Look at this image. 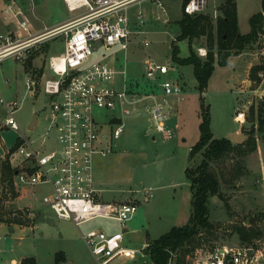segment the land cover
<instances>
[{
    "label": "rangeland",
    "instance_id": "rangeland-1",
    "mask_svg": "<svg viewBox=\"0 0 264 264\" xmlns=\"http://www.w3.org/2000/svg\"><path fill=\"white\" fill-rule=\"evenodd\" d=\"M29 1L34 3V13L40 22H53L63 17L70 19L76 14L68 11L61 0ZM161 1L166 14L149 0H141L129 6L127 15L133 25L127 48L122 49L120 45H97L92 57V60L104 59L114 65L118 71L117 85L121 84L120 77L124 72L132 90L138 94L161 95L158 85L161 80L177 81L182 87L180 99L174 95L164 97L165 125L172 131L171 138H165L162 133L152 130L150 114L141 103L137 104V111L128 115L121 114L118 108L101 109L99 114L100 121L106 124L112 123L113 116L118 117L116 122L124 124L123 133L113 141L112 152L105 156H94V171L102 201H130L139 204L137 213L127 222L128 229L124 238V244L133 248H140L142 236L153 240L171 227L188 222L191 189L185 168L188 165L194 168L201 159V152L193 159H190L189 152L200 136L202 101L208 106L214 137L222 138L233 131L230 139L233 141L235 135L244 136L240 143L243 144L253 126L248 118L254 119L256 128L257 110L264 97V71L258 73V81H252L249 75L252 66L264 64V17L260 39L251 49L236 54L243 53V57L231 58L222 66L215 65L205 92H201L193 66L177 64L171 57V42L180 33L179 20L183 14L181 6L184 0ZM260 1L240 0L242 32L250 31L249 20L259 10ZM221 2L208 0L202 13L209 14L215 21L221 14ZM2 5L3 1L0 0V8ZM138 12L143 16L141 25L137 18ZM157 13L161 15L159 19L156 18ZM164 18L168 20L164 22ZM145 41L148 45H144ZM174 42L178 46L179 56L186 57L187 39ZM200 47L206 50L205 56L200 55ZM63 49V36H58L36 44L24 62L14 57H7L0 62V92L5 100L20 103L15 118L22 132L34 140V145L47 134L50 118L49 101L41 87L42 76L33 75L32 70L38 71L40 67L47 69L48 57L61 53ZM192 50L196 56L206 59L208 49L204 35L198 40L194 39ZM246 57L252 62L248 72L245 70ZM148 59L168 64V73L155 80L149 79L145 69ZM30 76L38 80L34 90L26 86ZM162 99L161 95L159 100ZM34 116L38 122L34 130H29L28 126ZM104 129L106 133L109 130L108 127ZM255 137L256 150L249 151V145H246L240 153H230L220 161L211 163V168L219 177L221 192L226 197L228 207H225L223 200L213 196L209 211L216 238L220 236L218 244L230 243L231 230L234 226L242 225L251 233L246 240L248 246L264 253V143L257 134ZM18 141L17 132L0 129V168L6 157L9 160L7 153ZM234 166H239L236 174L233 172ZM170 182L176 183L175 189L183 197L177 218L173 215L175 206L170 205L171 198L175 197L173 188H157ZM149 187L152 188L153 196L149 201H143V192ZM48 190L47 186L21 185L14 175L10 183L0 177V215L11 222L10 226L5 222L0 223V264H16L11 262L12 258L22 260L26 257H34L36 264H55L58 252H63L65 256L60 264H98L81 233L99 228L107 232L116 231L119 226L113 221L96 218L77 228L71 221L58 218L42 203V195ZM251 217L254 220L252 223L249 222ZM109 264L153 263L149 255L142 257L137 254L134 257H119Z\"/></svg>",
    "mask_w": 264,
    "mask_h": 264
},
{
    "label": "built area",
    "instance_id": "built-area-1",
    "mask_svg": "<svg viewBox=\"0 0 264 264\" xmlns=\"http://www.w3.org/2000/svg\"><path fill=\"white\" fill-rule=\"evenodd\" d=\"M29 1V0H28ZM33 1V0H31ZM75 16L63 24L32 32V24L25 7L19 0H3L1 16L8 28L0 33V62L7 57L24 62L36 44L63 36L64 49L50 55L41 87L48 98L50 124L47 134L36 145L18 125L15 113L20 103L5 100L0 92V129L17 132L18 143L9 151V162L14 177L21 185L47 186L41 201L60 219L71 221L77 228L96 218L113 221L119 230L92 229L81 233L83 240L98 264H109L123 256L149 255L151 240L142 238L140 248L124 244L127 222L137 213L136 202L102 201L96 186L94 156L112 152L113 141L124 130L122 122L100 121L101 109H119L128 115L150 93L138 94L131 88L125 73L117 85L118 71L108 60H92L97 45L127 48L132 34L127 9L141 0H62ZM166 14L161 0H149ZM208 0H184L182 12L188 15L202 13ZM156 14V18H160ZM264 16V13H263ZM143 23L141 12L137 13ZM168 19L164 18L166 22ZM144 45H148L145 41ZM201 56L206 50L198 48ZM146 74L155 80L168 73V64L152 59L146 62ZM38 80L30 76L26 86L34 90ZM40 85V83H39ZM162 101L156 100L149 111L152 130L171 138L172 131L165 125L164 97L181 98L182 87L177 81L161 80ZM240 115V114H239ZM110 126V127H109ZM105 127L109 130L106 133ZM49 142L47 143V141ZM153 196L152 188L143 192V201ZM251 250L248 252V250ZM177 254L171 252L167 264H180ZM184 264H264V253L246 244L202 245L185 255Z\"/></svg>",
    "mask_w": 264,
    "mask_h": 264
},
{
    "label": "trees",
    "instance_id": "trees-1",
    "mask_svg": "<svg viewBox=\"0 0 264 264\" xmlns=\"http://www.w3.org/2000/svg\"><path fill=\"white\" fill-rule=\"evenodd\" d=\"M220 11L221 14L215 21L206 13L182 14L179 20L180 33L174 40L187 39L188 55L186 57L179 56L177 44L174 40L171 42L172 60L180 65L191 64L193 66V73L201 92H205L215 65H225L230 56L251 49L255 42L260 39L259 34L263 31L264 0H261V10L254 13L249 20L250 31L248 33L242 34L239 30L236 0H222ZM203 35L206 37L208 49L207 57L204 60L196 56L192 50L194 39L198 40ZM260 71H264V64L252 66L249 72L250 79L258 81ZM262 101V105L257 110L256 128L254 119L248 118L253 126L248 133L247 141L243 144H236L226 137H214L210 128L209 109L202 101V119L199 125L200 136L189 152L190 159L201 152V159L194 168H191L190 165L185 168V176L191 189V213L187 223L173 226L166 233L151 240L148 253L153 264H167L171 252L177 254L178 263L184 264L185 255L197 247L218 244L217 241L220 236L216 238L215 226L210 221L209 206L213 196L223 200L225 207H228V202L221 192L219 177L211 168V163L220 161L230 153H240L242 147L246 145H249V151L256 150L255 134L262 138L264 143V97ZM238 171L239 166H234L233 172L236 174ZM13 175L14 169L6 157L0 168L1 180H7L10 183ZM11 189L13 192V187ZM13 195H15V192H13ZM4 222L8 226L11 225V222L4 220L0 215V223ZM234 232H238L244 242H246L247 236L251 234L242 225L234 226L231 230V236ZM251 232L253 233V230ZM64 259L63 252H58L55 256V264H60ZM20 264H36V260L34 257H26L21 260Z\"/></svg>",
    "mask_w": 264,
    "mask_h": 264
},
{
    "label": "crops",
    "instance_id": "crops-1",
    "mask_svg": "<svg viewBox=\"0 0 264 264\" xmlns=\"http://www.w3.org/2000/svg\"><path fill=\"white\" fill-rule=\"evenodd\" d=\"M3 1V0H2ZM22 5L25 7V10H26V13L30 19V22L32 24V32L33 33H39L41 31H43L45 28H52V27H55L57 25H60V24H63L64 22H66L69 18L67 17H63V18H58L57 21H53V22H47L45 23L44 21H41L40 22V19H38L37 15L34 13V8H35V5L34 3H30V1L28 0H19ZM62 1V0H61ZM63 2V1H62ZM64 3V2H63ZM2 8V7H1ZM1 8H0V11H1ZM261 10V1H260V8L258 11ZM257 11V12H258ZM236 12H237V20H238V26H239V30L242 34L244 33H247L246 30H244L245 32H242L241 30V27H240V13H241V8H240V0H236ZM1 13V12H0ZM250 16V15H249ZM38 19V20H37ZM8 28L7 24L4 22L2 16L0 15V33L3 32L4 30H6ZM234 57H243V53L239 54V55H233V56H230L228 58V61L231 59V58H234ZM246 60H247V66H246V72H248V68H250L252 62L250 61V58L246 57ZM44 70V71H43ZM45 72V68H39V70H35L33 69L32 70V74L36 76H40L42 75L43 73ZM28 73H30L28 71ZM34 77V76H33ZM161 99V95L157 94V93H150L149 97L147 98H144L142 99L139 103L142 104V107L148 112L149 114V111L151 109V106L153 105V103L156 101V100H159ZM137 111V109H136ZM243 114V113H240V115ZM233 132V131H232ZM232 132L230 133V135H227L225 136L226 138H230V136L232 135ZM154 138V137H153ZM11 150V149H10ZM9 150V151H10ZM8 151V152H9ZM8 154V153H7ZM175 185L176 183H173V182H170V183H167L165 185H162V186H157L158 187H162L164 189H171L173 188V191H174V194H175V197L173 196V198H171V204L170 205H173L175 206L174 208V212H173V215L177 218L178 215L180 214V210H181V206L183 204V197H182V194H179L176 189H175ZM3 224V223H2ZM127 229H128V226H127ZM162 235V234H161ZM144 236H142L143 238ZM1 252V251H0ZM21 259L19 260H16L14 258L11 259V262L12 263H16V264H19Z\"/></svg>",
    "mask_w": 264,
    "mask_h": 264
},
{
    "label": "water",
    "instance_id": "water-1",
    "mask_svg": "<svg viewBox=\"0 0 264 264\" xmlns=\"http://www.w3.org/2000/svg\"><path fill=\"white\" fill-rule=\"evenodd\" d=\"M38 120L35 118V116L33 117L32 122L29 124L28 129L29 130H34L36 124H37ZM244 140V136L241 135H235L233 136V141L235 143H241ZM253 217L250 218L249 222L252 223L254 220L252 219ZM230 242L233 244H237V245H241V244H246V242H244L239 233L238 232H234L230 238ZM251 250L249 249L248 252H250Z\"/></svg>",
    "mask_w": 264,
    "mask_h": 264
}]
</instances>
